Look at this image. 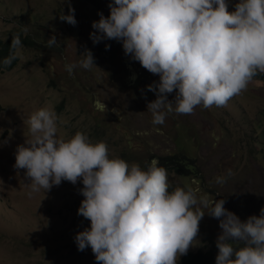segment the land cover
I'll return each mask as SVG.
<instances>
[{
	"label": "rangeland",
	"instance_id": "obj_1",
	"mask_svg": "<svg viewBox=\"0 0 264 264\" xmlns=\"http://www.w3.org/2000/svg\"><path fill=\"white\" fill-rule=\"evenodd\" d=\"M1 2L0 38L22 35L37 43L18 47L16 66L0 74V264H97L91 248L79 251L75 242L76 234L90 227L77 214L82 183L62 181L30 198L25 170L14 168L17 145L30 138L27 119L44 107L56 112L59 136L84 132L129 164L147 166L165 156L194 164L187 176L168 172L169 191L190 188L209 202L189 250L215 244L221 229L208 215L214 200L225 199L224 207L242 221L259 216L264 207V79L254 77L226 107L200 105L188 115L173 110L156 125L147 111L156 97L146 86L159 76L126 56L122 43L104 40L92 46L89 38L98 13L109 15L110 0H70L75 26L60 19L68 14L67 0ZM227 2L232 11L238 0ZM52 35L58 44L48 47ZM85 48L97 67L78 66L69 75L65 65L81 60ZM137 73L143 77L131 85Z\"/></svg>",
	"mask_w": 264,
	"mask_h": 264
},
{
	"label": "clouds",
	"instance_id": "obj_2",
	"mask_svg": "<svg viewBox=\"0 0 264 264\" xmlns=\"http://www.w3.org/2000/svg\"><path fill=\"white\" fill-rule=\"evenodd\" d=\"M67 2L68 14L60 19L75 26V9ZM108 7L107 17L99 12L92 22L89 38L94 45L122 43L126 56L159 76L146 86L156 97L147 103L153 124L163 125L173 110L188 115L200 105L226 107L264 73V0H238L232 11L227 0H110ZM13 38L20 47L18 38L29 37ZM57 44L52 35L48 47ZM80 55L77 63L65 65L69 75L78 66L97 67L90 49ZM14 67L2 65L0 74ZM57 121L48 107L27 119L30 138L17 145L14 168L25 170L28 196L62 181L81 182L84 199L77 214L90 227L78 232L75 242L79 251L90 247L97 264H177L181 256L183 264V256L195 251L189 248L208 200L190 188L169 191L168 171L156 160L145 169L110 156L106 142L93 143L84 132L59 136ZM217 183L224 179L217 177ZM225 203L212 201L208 212L221 229L215 264H264V207L259 216L242 221Z\"/></svg>",
	"mask_w": 264,
	"mask_h": 264
},
{
	"label": "trees",
	"instance_id": "obj_3",
	"mask_svg": "<svg viewBox=\"0 0 264 264\" xmlns=\"http://www.w3.org/2000/svg\"><path fill=\"white\" fill-rule=\"evenodd\" d=\"M17 38L9 39L4 41L0 39V67L6 65L8 68L14 67L18 62V57L15 55V50L18 47L14 44V40ZM20 45H28L30 47H35L37 41L29 38H18ZM94 44H92L93 46ZM6 61H8L6 63ZM134 75V74H133ZM131 76V85H134L142 79L143 76L137 73L136 76ZM255 78L264 79V73L258 74ZM158 165L163 166L168 172H176L181 175H189L190 168L194 166L186 158H178L173 156H165L157 159ZM148 166V165H147ZM147 166L141 165L142 168H147ZM218 253L216 244L212 246H205V249L199 248L194 252L189 251L187 255L183 256V264H215V258Z\"/></svg>",
	"mask_w": 264,
	"mask_h": 264
}]
</instances>
